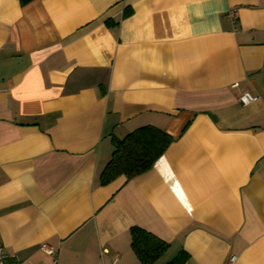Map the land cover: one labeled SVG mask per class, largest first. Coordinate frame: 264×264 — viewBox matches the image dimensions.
Segmentation results:
<instances>
[{
  "label": "crops",
  "instance_id": "0c3cea01",
  "mask_svg": "<svg viewBox=\"0 0 264 264\" xmlns=\"http://www.w3.org/2000/svg\"><path fill=\"white\" fill-rule=\"evenodd\" d=\"M143 126L173 140L101 185ZM132 227L162 261L264 264V0H0L5 264H141Z\"/></svg>",
  "mask_w": 264,
  "mask_h": 264
},
{
  "label": "trees",
  "instance_id": "16d2710c",
  "mask_svg": "<svg viewBox=\"0 0 264 264\" xmlns=\"http://www.w3.org/2000/svg\"><path fill=\"white\" fill-rule=\"evenodd\" d=\"M25 4L29 0H19ZM173 138L166 132L152 126H143L129 132L123 139H114V149L109 161L101 171V185L124 175L132 178L152 167L163 154ZM130 247L141 264H185L186 253L183 249L168 261L160 260L169 245L152 233L139 227L130 229Z\"/></svg>",
  "mask_w": 264,
  "mask_h": 264
},
{
  "label": "built area",
  "instance_id": "2783aa9c",
  "mask_svg": "<svg viewBox=\"0 0 264 264\" xmlns=\"http://www.w3.org/2000/svg\"><path fill=\"white\" fill-rule=\"evenodd\" d=\"M257 97L251 93L248 92H243L239 95L238 101L241 102L243 105L250 104L251 101L255 100ZM4 248L0 240V264H5L6 263V258H5V252H3ZM40 251L45 252L48 255H51L53 257L54 263L57 261V252L53 248V246L47 244V243H42L40 246ZM235 259V256H232L228 263L231 264Z\"/></svg>",
  "mask_w": 264,
  "mask_h": 264
},
{
  "label": "rangeland",
  "instance_id": "374dc122",
  "mask_svg": "<svg viewBox=\"0 0 264 264\" xmlns=\"http://www.w3.org/2000/svg\"><path fill=\"white\" fill-rule=\"evenodd\" d=\"M161 260V259H160Z\"/></svg>",
  "mask_w": 264,
  "mask_h": 264
}]
</instances>
